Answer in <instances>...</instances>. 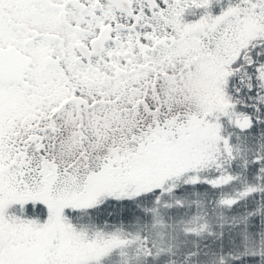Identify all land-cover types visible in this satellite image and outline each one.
I'll return each mask as SVG.
<instances>
[{"label":"snow or ice","instance_id":"snow-or-ice-1","mask_svg":"<svg viewBox=\"0 0 264 264\" xmlns=\"http://www.w3.org/2000/svg\"><path fill=\"white\" fill-rule=\"evenodd\" d=\"M0 264H264V0H0Z\"/></svg>","mask_w":264,"mask_h":264}]
</instances>
